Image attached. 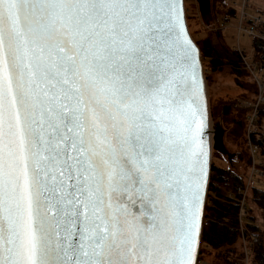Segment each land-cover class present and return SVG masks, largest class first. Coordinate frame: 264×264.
I'll list each match as a JSON object with an SVG mask.
<instances>
[{"label": "snow or ice", "instance_id": "obj_1", "mask_svg": "<svg viewBox=\"0 0 264 264\" xmlns=\"http://www.w3.org/2000/svg\"><path fill=\"white\" fill-rule=\"evenodd\" d=\"M199 65L178 0H0V264H196Z\"/></svg>", "mask_w": 264, "mask_h": 264}, {"label": "trees", "instance_id": "obj_2", "mask_svg": "<svg viewBox=\"0 0 264 264\" xmlns=\"http://www.w3.org/2000/svg\"><path fill=\"white\" fill-rule=\"evenodd\" d=\"M221 9L215 14L208 16L206 25L219 24L220 28L214 33L207 34L202 40H194L200 53L201 59L207 61L211 70L229 68L237 77V83L252 95L250 101L257 96V87L253 79L250 82H242L249 75L244 67L239 53L234 47H229L224 40V23L237 16V11L229 5V0H218ZM258 5L256 13L260 14L261 22L255 27L258 35L264 36V0ZM223 22V23H220ZM223 24V25H222ZM252 47L255 53L252 54V61L256 66V74L260 76L264 72V41L252 38ZM252 78V77H250ZM230 105L224 106V115L231 110ZM241 117L233 120L238 136L244 139L245 150L248 154L246 165H251V159L246 145L247 111L240 110ZM264 119V104L257 108V124ZM224 128V127H223ZM225 130V128H224ZM226 133V130H225ZM251 142L259 149V156L264 157V135L257 131L250 135ZM222 156V155H221ZM237 159L239 157L237 156ZM226 160V158H225ZM228 162V161H227ZM245 164V163H244ZM235 167L229 163L228 169L219 168L213 161L211 155L210 179L208 184L207 202L204 212V220L207 225L203 227L199 260L197 264L204 263L205 257L213 262L210 264H243L244 253L237 249L239 241L243 240L245 251L249 253L247 264H264V181L257 178L249 184L251 197L245 198L246 217L243 223L239 222L238 213L240 199L245 190V180L233 171ZM264 171V161L261 165ZM260 185V186H259ZM256 209L255 213L252 206ZM214 253V256L211 255ZM245 254L247 255V253ZM209 264V263H208Z\"/></svg>", "mask_w": 264, "mask_h": 264}, {"label": "rangeland", "instance_id": "obj_3", "mask_svg": "<svg viewBox=\"0 0 264 264\" xmlns=\"http://www.w3.org/2000/svg\"><path fill=\"white\" fill-rule=\"evenodd\" d=\"M240 1L241 0H229V5L237 11L236 18L229 19V21L224 23L223 26L224 40L229 47H235L237 45V27L239 11L235 5L239 6ZM260 2L261 0H249L247 8V14L249 16H261L260 14L255 12L258 5H262V3ZM218 9H221L218 0H209V11L206 15H202L195 0H184L186 25L192 39L200 41L207 34L214 33L220 28L219 24L206 25L207 23L205 22L207 21L208 16L211 14H215L216 10ZM220 29L222 30V28ZM238 40L239 45L242 49H244L246 56L251 55L252 39L245 35H242L238 38ZM201 64L204 76L205 90L207 91L209 120L221 122L222 126L226 130L223 142L227 151L231 154H235V157L231 159L230 163L233 165V167H235L233 171L237 173L239 177L244 178L246 182L244 193L246 200L248 199V204H250L249 197H251V193L249 191L247 192L249 188L247 181L249 178L253 179V184L257 178H260L261 181H264V177L260 176V173H264V171L261 170V165L264 161V157H262L261 159L259 155L257 156L258 159L256 160L255 165V169L257 171L255 173H252V164L249 166L246 165V161H248L249 158L245 150L244 139L242 136H238V133L235 130L236 126L234 125L233 120L241 117L240 110L247 111L248 118L250 114V108H242V102L254 104L256 103L257 96L253 101H250L252 95L250 94V92L246 91V89H243L241 86L238 85L236 75L232 73L229 68L225 67L221 70L213 71L209 67L207 61L204 62V60L201 59ZM250 77L251 76L245 77L242 82L246 83L252 81V78ZM225 105H230L232 107L230 112L226 115H224L223 111ZM244 106H246V104H244ZM259 131L261 132V130ZM237 156L239 157V159H237ZM212 161L219 168L228 169L229 163L227 162V159L225 160V157L221 156V154L215 151H212ZM252 208L256 213V209L253 206ZM238 243L241 248L236 245L237 249L239 250V252L242 253L243 251L244 253L243 264H247V260L249 259V253L245 251L246 243H244L243 240L239 241ZM245 252L247 253V255L245 254ZM211 255L214 256V253L211 252ZM212 259L210 261L209 257H205L204 263L210 264L211 262H213ZM197 260H199V255Z\"/></svg>", "mask_w": 264, "mask_h": 264}, {"label": "built area", "instance_id": "obj_4", "mask_svg": "<svg viewBox=\"0 0 264 264\" xmlns=\"http://www.w3.org/2000/svg\"><path fill=\"white\" fill-rule=\"evenodd\" d=\"M248 2L249 0H241L240 5H235L238 8V27H237V45L234 47V49L239 53V55L242 58L244 67L247 71H249L253 81L256 84L257 87V100L256 103L250 104V103H244L242 102V108H250V114L247 118V127H246V145L248 147L249 156L251 159L252 164V173H255L257 170L255 169L256 160L258 159L259 155V149L256 145H254L251 142L250 135L261 130V133L264 135V119L261 120V124H257V108L259 105L264 104V72L258 76L256 74V66L253 63L252 54L255 53V49L251 47L252 53L249 56H246L244 49H242L239 45L238 38L242 35H245L249 38H256L264 41V36L258 35L256 33L255 27L260 24L261 18L258 16H249L247 14V8H248ZM185 12V11H184ZM246 104V106H244ZM238 108V107H237ZM260 176L264 177V173H260ZM253 181L252 178H249L247 181V184H249ZM245 193L243 192L241 199H240V207H239V213L238 218L239 222L242 224L243 219L246 217V209H245ZM207 222L203 219L202 226H206ZM248 262V260H247Z\"/></svg>", "mask_w": 264, "mask_h": 264}, {"label": "water", "instance_id": "obj_5", "mask_svg": "<svg viewBox=\"0 0 264 264\" xmlns=\"http://www.w3.org/2000/svg\"><path fill=\"white\" fill-rule=\"evenodd\" d=\"M195 1L197 2L198 8H199V11L201 12V14L206 15L209 11V0H195ZM178 3L180 4V6L182 7V10H183V23L186 26L187 34H188L191 42L198 49L197 45L194 43L192 37L190 36V33H189L187 25H186L185 12H184V0H178ZM198 52H199V49H198ZM199 61H200L199 69L202 71V77H203V82H204L200 53H199ZM202 98L206 101V105H207V120H206L207 137H206V142H205L206 143V150H207V163H206L207 183H206L205 192H204V208H203V218H202V223H203L204 212H205V207H206V202H207L208 183H209V178H210V165H211V155H212L211 152L215 151V152L221 154L223 157H225L227 159L228 163H230L231 159L235 157V154L229 153L227 151V149L225 148V145L223 142L225 130H224L221 122H216L215 120H211V126L209 125V117H208L209 111H208L207 97H206V91H205V83H204V87H203ZM133 211L135 213L139 214L140 210L138 207H134ZM143 223L145 224V226H147L150 223L148 221L147 217L144 218ZM202 230H203V226L201 227L199 244H198L197 251H196V264H197V259H198L200 246H201Z\"/></svg>", "mask_w": 264, "mask_h": 264}, {"label": "bare ground", "instance_id": "obj_6", "mask_svg": "<svg viewBox=\"0 0 264 264\" xmlns=\"http://www.w3.org/2000/svg\"><path fill=\"white\" fill-rule=\"evenodd\" d=\"M206 91V90H205ZM206 97H207V91H206ZM209 125L211 126V121L209 120ZM212 153V152H211Z\"/></svg>", "mask_w": 264, "mask_h": 264}]
</instances>
